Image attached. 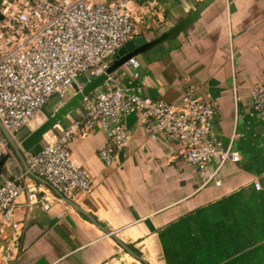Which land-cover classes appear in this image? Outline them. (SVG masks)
I'll return each instance as SVG.
<instances>
[{
    "label": "crops",
    "instance_id": "0c3cea01",
    "mask_svg": "<svg viewBox=\"0 0 264 264\" xmlns=\"http://www.w3.org/2000/svg\"><path fill=\"white\" fill-rule=\"evenodd\" d=\"M158 1L151 8L156 22L142 33L146 41L202 0ZM135 57L136 69L124 64L113 72L115 84L171 102L187 85H196L199 96L216 103L213 132L224 146L232 138L240 160L224 164L219 185H203L196 168L178 155L179 144L151 139L140 113L131 112L124 122L132 137L112 164L98 156L106 140L103 130L93 129L70 143L72 156L93 181L89 194L72 199L84 213L31 176L49 206L28 207L24 195L17 198L15 218L23 226L15 234H0V264L143 263L117 239L149 264H264V110L254 107L250 94L264 81V0H213L184 31ZM87 78L81 76V83ZM114 83L103 82L96 91ZM83 111L82 102L53 132ZM15 156L5 161L1 179L24 169Z\"/></svg>",
    "mask_w": 264,
    "mask_h": 264
},
{
    "label": "built area",
    "instance_id": "2783aa9c",
    "mask_svg": "<svg viewBox=\"0 0 264 264\" xmlns=\"http://www.w3.org/2000/svg\"><path fill=\"white\" fill-rule=\"evenodd\" d=\"M158 0H2L0 3V123L16 139L29 129L31 121L53 98L60 102L74 91L81 76L105 74L117 50L129 39L149 33L157 14ZM155 15V17H154ZM125 64L136 69L138 59ZM134 76L138 73L134 72ZM73 90V91H72ZM237 102L236 86L233 85ZM196 85H187L178 101L147 95L142 88L113 84L94 90L83 99L84 111L64 128L43 134L37 152L24 151L29 168L44 178L62 201L85 196L93 181L72 156L70 143L93 129L106 133L98 149L99 158L112 164L127 147L132 132L124 122L131 112L141 115L140 123L151 139L163 138L179 144L180 158L196 168L203 185H219L220 172L228 161L236 163L239 153L215 135L212 123L216 103L198 95ZM253 105L264 110V81L250 89ZM9 151V142L0 129V155ZM216 161L212 165V161ZM27 170L0 182V234L21 231L15 218L17 198L25 204L49 206L48 199ZM254 187L260 188L258 181Z\"/></svg>",
    "mask_w": 264,
    "mask_h": 264
},
{
    "label": "water",
    "instance_id": "95a60500",
    "mask_svg": "<svg viewBox=\"0 0 264 264\" xmlns=\"http://www.w3.org/2000/svg\"><path fill=\"white\" fill-rule=\"evenodd\" d=\"M213 0H202L200 1L195 9L189 11L184 17L176 21L172 26L168 27L167 29L161 31V33L153 38L150 41H146L144 36L139 35L135 36L128 41H126L116 52L112 63L107 69L108 73L114 72L118 67L125 64V62L130 58L138 53H142L145 50L149 49L150 47L159 44L170 37H174L178 35L180 32L184 31L191 23H193L199 16L200 12ZM2 18L0 14V19ZM105 80V74L101 73L96 76L88 77L86 81H84L80 87L74 88V92L72 95L63 101L61 104L58 105L54 110L47 113L43 110V114H45L46 119L35 129L27 130L25 133L22 131L17 133L16 139H13L10 134L3 128L0 123V129L4 136L7 138L9 144L13 148L14 152L16 153L17 157L20 159L23 167L27 172L34 178L44 183H48L44 178L35 174L27 165L26 160L24 158L23 152L24 151H31L33 147L39 144L42 136L44 133L51 131L57 126L69 113L74 111L78 105L83 101L84 97L92 93L96 90ZM24 131V130H23ZM8 154H2L0 156V173L2 171V167L5 161L8 159ZM67 201L72 207H74L77 211L84 213V211L71 199L66 198ZM87 216L94 220V218L87 214ZM98 224V223H97ZM104 230H107L102 225L98 224ZM112 234L111 232H108ZM118 243L132 256L137 258L138 260L142 261L144 264H149L142 255L136 254L130 247H128L125 243L117 239Z\"/></svg>",
    "mask_w": 264,
    "mask_h": 264
},
{
    "label": "rangeland",
    "instance_id": "374dc122",
    "mask_svg": "<svg viewBox=\"0 0 264 264\" xmlns=\"http://www.w3.org/2000/svg\"><path fill=\"white\" fill-rule=\"evenodd\" d=\"M82 81H81V79H80V77L78 78V79H76V81L74 82V88H78L82 83H81ZM102 86V85H101ZM101 86H99L98 87V89L101 87ZM73 91V90H72ZM67 96H71V93H68V95ZM68 98V97H67ZM82 103V102H81ZM81 103L78 105V106H80L81 105ZM61 104V102H59V101H57V102H49L48 103V105H47V109H45L46 111L45 112H47V113H49V112H51L52 110H54L58 105H60ZM56 106V107H55ZM46 119V116H45V114H43V113H39L32 121H31V123H30V125H29V130H33V129H35L36 127H38L44 120ZM27 130H24V131H22V133L21 134H23V132L25 133ZM8 154H9V156H11V158H13V159H16V156H15V152H14V150H13V148H10L9 149V151L7 152ZM1 176H0V182H1ZM143 264V263H142Z\"/></svg>",
    "mask_w": 264,
    "mask_h": 264
},
{
    "label": "trees",
    "instance_id": "16d2710c",
    "mask_svg": "<svg viewBox=\"0 0 264 264\" xmlns=\"http://www.w3.org/2000/svg\"><path fill=\"white\" fill-rule=\"evenodd\" d=\"M57 102V101H59L60 102V99L59 98H53V99H51L50 100V102ZM47 105H48V103L44 106V108H43V110L44 111H46L45 109H47L46 107H47ZM39 150V146H38V144L35 146V147H33V149L31 150L32 152H37ZM97 222L98 223H100V221H98L97 220ZM101 224V223H100ZM128 247H130L136 254H139L140 255V252L137 250V249H135L132 245H129V244H126Z\"/></svg>",
    "mask_w": 264,
    "mask_h": 264
}]
</instances>
